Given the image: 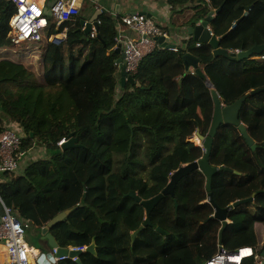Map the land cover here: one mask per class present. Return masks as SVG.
<instances>
[{
	"label": "trees",
	"instance_id": "16d2710c",
	"mask_svg": "<svg viewBox=\"0 0 264 264\" xmlns=\"http://www.w3.org/2000/svg\"><path fill=\"white\" fill-rule=\"evenodd\" d=\"M95 1L87 6L84 0L79 16L58 28L56 22L49 25L46 37L42 32V39L35 42L42 48L39 70L11 58L0 59V133L9 121L19 123L25 131L22 149L42 144L48 155L29 161L21 174L6 173L0 194L28 228L40 231L57 214L76 207L50 232L61 247L95 241L97 253H81L82 264H203L218 253L223 223L213 216L215 207L202 171L196 169L177 183L175 195H166L154 208L153 226L145 227L134 243L131 234L146 215L143 204L129 193L136 191L142 200L156 196L176 169L204 155L203 146L191 138L197 131L206 135L210 128L212 89L230 105L264 87V53L241 61L214 57L212 44L197 46L191 39L177 51L155 48L142 59L136 83L123 85L116 64L120 55L113 49L118 34L114 15L102 9L97 34L85 36L81 20L99 8ZM166 2L170 32L195 26L222 7L209 24L221 47L248 50L264 43V0ZM246 6L251 10L247 12ZM15 12L13 2L0 1V48L14 45L9 32ZM65 28L66 39L50 41L52 34ZM187 52L200 59L205 76L186 71ZM239 117L256 148L236 125H221L210 163L231 171L214 175L212 193L220 208L255 194L252 201L228 212L222 246L231 252L251 246L261 253L264 92L248 95ZM72 133L80 146L63 149L59 142ZM58 264L79 263L66 259ZM242 264H255V259L245 258Z\"/></svg>",
	"mask_w": 264,
	"mask_h": 264
},
{
	"label": "built area",
	"instance_id": "2783aa9c",
	"mask_svg": "<svg viewBox=\"0 0 264 264\" xmlns=\"http://www.w3.org/2000/svg\"><path fill=\"white\" fill-rule=\"evenodd\" d=\"M2 1V0H0ZM15 4L16 12L10 19L11 30L9 37L14 45H20L28 41H40L42 39V29L47 27L49 19L44 11V1L39 0H8ZM84 0H55L51 5V19L56 23H65L70 19L79 16ZM35 8V10H33ZM117 39L116 46H121L124 54L123 63L128 75L137 73L142 59L152 52L155 48L164 47L158 38L164 36L169 43L175 46L170 50L177 51L179 46H183V40L177 41L169 30V25L162 26L156 19L143 13L115 14ZM169 24V23H168ZM237 25L235 23L232 28ZM209 28L211 29L210 25ZM212 31V29H211ZM98 31L93 27L92 34L96 35ZM213 33V32H212ZM67 37V29L60 34L51 35L50 40L58 41ZM175 39L174 41L172 39ZM197 46L201 42L197 41ZM240 50H234L239 52ZM116 64H119L116 62ZM194 71V69L190 70ZM25 131L21 124L9 121L5 130L0 133V183L6 173L21 174L24 171L22 160L28 151L22 149ZM64 140V139H63ZM62 141L59 142L61 144ZM0 204L2 212L0 213V264H38L41 257L38 253L30 251L36 247L30 244L26 236V230L29 226L26 220L21 218L15 209L8 206L0 194ZM68 253L62 256H56L58 248L51 250L55 258V263L62 260L71 259L78 261L80 254L86 251L87 246H69L64 247ZM247 250L244 257H254L255 264H263V259L253 247H243L237 252L228 251L223 246H219L218 253L203 264H242V258L239 261H233V255ZM70 252L78 253L70 255Z\"/></svg>",
	"mask_w": 264,
	"mask_h": 264
},
{
	"label": "water",
	"instance_id": "95a60500",
	"mask_svg": "<svg viewBox=\"0 0 264 264\" xmlns=\"http://www.w3.org/2000/svg\"><path fill=\"white\" fill-rule=\"evenodd\" d=\"M55 0H48L46 6L44 7L45 14L48 15L49 18H51V10L50 7L54 3ZM119 6L117 5V9ZM252 6H246V11H250ZM222 7L210 11L206 18L200 20L195 26H191L188 29V33L193 36L194 40L199 42H205L210 43L213 45L214 50L213 54L214 57L223 56L228 57L231 59H238V60H244L251 58L254 54H263L264 53V43L263 44H256L252 48L248 50H240L239 52L230 51L229 49L223 48L220 46V38L217 37L215 34L212 33L211 29L209 28L210 22L213 20L214 16L218 14L221 11ZM103 10L100 8L95 11L93 16L90 20H81L82 27L84 28L85 36L90 34L92 32L93 27L96 31L99 30V22L97 18L102 14ZM136 13V12H134ZM143 14H147V12H139ZM150 16V15H149ZM244 17L239 19L237 21V24L242 21ZM63 23H59V26H61ZM159 42L162 43V45L168 49L173 48L175 45L173 43H169L168 40L164 36H161L158 38ZM116 52L120 55L117 62L119 63V75L121 77V83L125 85L127 81L131 83H136L135 77L132 75H128L125 71V66L123 63V57L124 54L122 53L121 46L116 48ZM184 65L187 72L190 71V68H193L195 72L201 76H205L203 70L200 67V59L196 56H194L192 53L187 52L183 55ZM183 77L180 78V82H182ZM206 84L212 89L213 85L209 79L206 80ZM139 85V83H137ZM261 92H264V87L253 89L250 92H248L245 96L239 98L236 100L233 104L225 105L222 101V98L218 94V92L215 89H212L211 94L214 101V111H213V118L211 121L210 128L206 135L201 134L199 131L196 132V136L200 139V144L204 148V155L191 163L184 164L180 166L178 169H176L170 178L169 183L167 186L163 189L162 192L157 194L156 196L142 200V198L138 195L136 191H130L129 196L135 198L137 201L141 202L143 206L145 207V220L143 225H141L137 230L133 231L132 236V243L135 242L137 236L140 234V232L147 226H153L151 215L154 210V208L160 203V201L166 196V195H175V188L177 183L187 174L191 173L192 171L199 169L203 172V174L206 177V187L207 191L209 193V201L212 203V205L215 207V213L214 217L218 218L220 221H222L223 226L220 229L219 232V244L222 246L223 244V234L224 230L226 229L229 219L227 217L228 212L233 208L236 207L242 203L252 201L255 194L252 197L246 198V199H240L235 202H233L231 205L225 208H220L213 199V193H212V182L214 175L220 171V170H230L225 165H221L220 167L213 166L210 163V155L213 148L214 138L217 135L218 129L221 127L222 124H233L236 125L243 135L246 142L252 146L253 149L256 148V144L252 136L249 134L248 129L246 125L240 120L239 112L244 104V101L246 100L247 96L250 94H259ZM33 135V133H32ZM78 136H74V133H72L70 136L65 138V141L61 143V147L63 149H67L69 147H79L80 144L78 143ZM193 141V140H192ZM177 205V203H176ZM74 210H76V207L67 209L65 211L60 212L57 214L52 220H50L47 225L41 228L40 231V239L43 241H47L49 247L51 250L53 248H58V252L56 256H62L68 253V250L64 247L59 246L58 242L56 241L53 234L50 232V228L60 221H62L64 218H66L67 215L72 213ZM2 212V206L0 204V213ZM157 231L163 234H166V232L161 229L160 227H157ZM38 249V248H37ZM87 252L96 254V242L93 241L89 246L86 248ZM78 253L70 252V255H74ZM81 254V253H79ZM263 264H264V249L260 253ZM79 264H82L81 259L78 260ZM38 264H56L55 258L52 255V252L43 253L41 254L40 259L38 260Z\"/></svg>",
	"mask_w": 264,
	"mask_h": 264
},
{
	"label": "crops",
	"instance_id": "0c3cea01",
	"mask_svg": "<svg viewBox=\"0 0 264 264\" xmlns=\"http://www.w3.org/2000/svg\"><path fill=\"white\" fill-rule=\"evenodd\" d=\"M39 1L41 2L44 1L45 2L44 6H46L48 0H39ZM144 1H145V5L142 4L139 0H102V5L100 4V6L102 7L103 10H107L112 15L127 14V13H134V12H147L148 15L156 19L162 26H165L166 24L168 25L170 21V7L168 6L166 0H144ZM96 2H101V0H96ZM117 5L119 6L118 9H117ZM96 7L98 6L96 5ZM92 16H90L86 20L91 19ZM54 23L55 21H52L49 25H52ZM49 25L48 27L43 29L44 37H46L48 31H50V29L52 28ZM56 27L58 28L59 25H57ZM188 29L189 28H181L174 32L171 31V33L173 35H176L174 37L177 39V41H183V40H187L190 38L194 39L193 36L188 33ZM172 40L174 41L175 39L173 38ZM192 69L193 68H190V70ZM44 150L40 148V149H35V151H33L32 149L27 152L26 156L28 155L29 157L31 155L32 157H36V159L43 158L47 155L46 149ZM41 153L45 154V156H42ZM31 160H35V159H31ZM263 239H264V233H263ZM43 243H45L48 246L47 241L43 240ZM35 251L34 252L37 254L38 253L37 248L35 249ZM48 252L50 251L48 250Z\"/></svg>",
	"mask_w": 264,
	"mask_h": 264
},
{
	"label": "rangeland",
	"instance_id": "374dc122",
	"mask_svg": "<svg viewBox=\"0 0 264 264\" xmlns=\"http://www.w3.org/2000/svg\"><path fill=\"white\" fill-rule=\"evenodd\" d=\"M142 4L145 5L144 0H139ZM96 2V1H95ZM85 3H87V6L91 5L92 0H85ZM102 5V0L101 2H96L95 5H97L100 9ZM90 8H88L87 11H89ZM170 24V21H169ZM168 24V25H169ZM41 53H42V48L38 46L37 43L34 41H28L25 44H20V45H13V46H6L5 48H0V59L1 58H11L15 61H20L24 62L27 66L31 67L34 70H39L41 66ZM191 139L195 140L196 142H199V138L197 136H193ZM194 142V141H193ZM42 149L44 150L45 147L42 144H38L36 147H34L33 151L35 149ZM45 151V150H44ZM42 156H45V154L41 153ZM48 155L45 156V158ZM35 159L36 157H32L31 155L28 157L25 156L21 162L23 169L25 170V164H27L31 159ZM23 173V171L21 172ZM260 226V233L263 236L264 233V226L261 224ZM26 236L30 244L36 246L40 250V254L43 253H48V250L51 252V248L49 245L47 246L43 241L40 239V230L36 229L33 226H30L26 230Z\"/></svg>",
	"mask_w": 264,
	"mask_h": 264
},
{
	"label": "bare ground",
	"instance_id": "6f19581e",
	"mask_svg": "<svg viewBox=\"0 0 264 264\" xmlns=\"http://www.w3.org/2000/svg\"><path fill=\"white\" fill-rule=\"evenodd\" d=\"M198 137V136H197ZM191 140H193V139H191ZM196 144H200V139H199V142H196L195 140H193ZM35 251V248H33L30 252L31 253H33ZM36 252V251H35ZM247 253V250H244V251H242V252H240V253H238L237 255H233L232 257H233V261H235V262H237V261H239V259H241V257H244L245 255H247L246 254ZM243 259V258H242Z\"/></svg>",
	"mask_w": 264,
	"mask_h": 264
},
{
	"label": "clouds",
	"instance_id": "9594fccd",
	"mask_svg": "<svg viewBox=\"0 0 264 264\" xmlns=\"http://www.w3.org/2000/svg\"><path fill=\"white\" fill-rule=\"evenodd\" d=\"M102 9V8H101ZM47 17H48V15H47ZM48 19H50L49 17H48ZM90 20V19H89ZM64 24V23H63ZM62 24V25H63ZM58 25H59V23H58ZM48 27V26H47ZM60 27V26H59ZM44 28H46V27H44ZM43 28V29H44ZM43 29H42V32H43ZM66 29V28H65ZM84 29V28H83ZM64 30V29H63ZM62 30V31H63ZM61 31V32H62ZM61 32H59V33H56V34H60ZM68 35V34H67ZM42 37H43V34H42ZM51 37V36H50ZM67 38V37H66ZM66 38H64V39H66ZM50 39V38H49ZM64 39H62V40H64ZM51 41V40H50ZM53 41V40H52ZM61 40H59L58 41V39H57V41H54V42H57V43H59ZM34 42H38V41H34ZM27 43V42H26ZM23 44H25V43H23ZM6 58V57H5ZM263 58H264V56H263ZM119 66V65H118ZM135 75V74H134ZM134 75H132V76H134ZM194 136H196V135H194ZM65 141V138H64V140H63V142ZM202 146V145H201ZM229 222H230V220H229ZM221 246V245H220ZM35 247V246H34ZM246 247H251V246H246ZM254 248V247H253ZM255 250H256V252L258 253V254H260V252L256 249V248H254ZM237 252V251H236ZM245 258H248V257H244L243 259H245ZM254 258V257H253ZM243 259H242V262H243ZM255 259V258H254ZM58 264V263H57Z\"/></svg>",
	"mask_w": 264,
	"mask_h": 264
},
{
	"label": "snow or ice",
	"instance_id": "6c2138e0",
	"mask_svg": "<svg viewBox=\"0 0 264 264\" xmlns=\"http://www.w3.org/2000/svg\"><path fill=\"white\" fill-rule=\"evenodd\" d=\"M33 10H35V8Z\"/></svg>",
	"mask_w": 264,
	"mask_h": 264
}]
</instances>
